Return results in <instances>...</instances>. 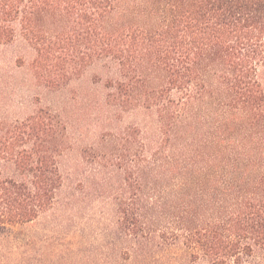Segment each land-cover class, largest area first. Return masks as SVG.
I'll use <instances>...</instances> for the list:
<instances>
[{
  "label": "trees",
  "instance_id": "1",
  "mask_svg": "<svg viewBox=\"0 0 264 264\" xmlns=\"http://www.w3.org/2000/svg\"><path fill=\"white\" fill-rule=\"evenodd\" d=\"M90 67L95 126L143 119L114 157L107 248L74 264H264V0H0V93L23 70L31 100L0 103V237L58 211L59 94Z\"/></svg>",
  "mask_w": 264,
  "mask_h": 264
},
{
  "label": "rangeland",
  "instance_id": "2",
  "mask_svg": "<svg viewBox=\"0 0 264 264\" xmlns=\"http://www.w3.org/2000/svg\"><path fill=\"white\" fill-rule=\"evenodd\" d=\"M25 72L19 70L15 86L1 90L0 103H6L9 116L14 117L19 112L22 108L20 103L23 107H29L31 100L24 102L25 88L18 87V83L26 77ZM98 78V72L90 67L59 94L62 99L60 103L68 99L66 109L72 125V129L69 128L72 144L60 160L65 186L58 211L37 223L17 228L10 238L0 237V264H74L80 258L81 252L77 251L81 243L95 250L99 246L107 248L108 235L112 234L114 228L112 200L119 183L117 174L124 177L121 171L115 173L118 168L114 157L122 153L123 162L126 161L122 137L127 130L124 128L141 121L143 115L134 111L111 126H107V123L95 126L97 109L92 101L99 98L103 84ZM48 101L43 99L40 104H57L56 100ZM5 110H0V114L2 111L6 113ZM107 130L121 132L122 136L109 143V137H101Z\"/></svg>",
  "mask_w": 264,
  "mask_h": 264
}]
</instances>
